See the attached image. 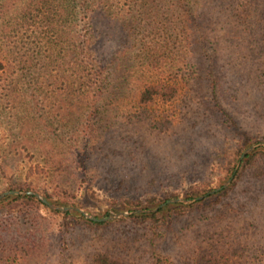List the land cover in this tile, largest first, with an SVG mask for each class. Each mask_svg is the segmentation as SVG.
I'll use <instances>...</instances> for the list:
<instances>
[{
  "label": "trees",
  "instance_id": "1",
  "mask_svg": "<svg viewBox=\"0 0 264 264\" xmlns=\"http://www.w3.org/2000/svg\"><path fill=\"white\" fill-rule=\"evenodd\" d=\"M223 42L235 43L237 55L250 59L247 64H253L254 77L250 70L246 77L254 80L257 87L264 88V0H0V91L6 93L1 101H12L22 88L50 101L49 110L38 118L28 124L21 119L23 125L33 129V137H26L25 143L28 146L41 143L47 149L48 159L52 148L46 143L51 140L47 137L36 140L41 136L35 135V129L55 135L56 129L63 128L59 124L71 118L76 110L82 111L77 117L84 116L87 123L83 130L91 136L86 141L82 138L76 142L82 147L78 154L73 153L74 137L67 140L68 135L61 136L71 148L69 156L53 157L47 166L56 183L55 191L70 201L76 197L72 189L80 179L87 178L93 184L100 177L97 165L91 164L93 155L104 163L112 157L128 163L138 152V142L133 135L136 125L145 122L146 127H140L146 132L164 133L177 119V106L192 111L185 117L191 130L205 124L214 125L221 133L239 135V121L229 108L237 92L235 88L226 87V71L218 64L217 47ZM233 61L228 58L229 67ZM47 93L51 96H46ZM161 105L167 106L158 112L160 114L152 110L153 106ZM98 121L106 123L105 129L119 122L129 127L128 134L122 138L125 148L121 152L115 153L108 145L96 141L89 128ZM182 146L180 158L187 157L186 149L191 143ZM92 148L98 155L90 150ZM240 154L238 148L226 168L227 176ZM258 157L264 158V150L246 156L229 188L209 195V185L191 186L185 198L207 196L190 205H166L154 214L135 215L132 222H148L149 229L156 231L162 224L167 223L169 229L181 217L205 212L210 220L217 218L220 222L223 214L218 207L236 191L238 182ZM203 163L201 161L200 166ZM131 170L118 171L119 176L113 177L108 170L104 181L113 185L117 193L128 190ZM148 180V184L136 188V191L144 189V198L127 200V205L136 208L159 205V199L148 196L147 191L158 189L167 179L153 174ZM34 188L37 189L31 184L11 187L23 191ZM41 192L47 200L52 197L45 188ZM167 195L168 198L179 197L175 192H167ZM8 202L31 212L40 205L31 196L8 197L2 203ZM72 214L78 215L62 213L64 218ZM109 224L88 222L85 225L106 228ZM219 225L213 232H205L202 226L195 228L192 239L198 253L191 264L229 261L231 257L223 248L228 246L231 224L221 222ZM117 233L119 240L130 234ZM167 234L169 232L164 237ZM158 235L151 232L152 239L142 244L147 247L144 252L147 261L162 264L168 261L165 251L178 240L173 237V242H162L158 249L153 243ZM11 240L13 238L9 242ZM40 240L43 243L40 244ZM46 242L37 236L18 240L8 254L3 252L6 258L2 260L23 262L39 254L41 245ZM63 242L66 245L65 237ZM87 261V264H121L108 252H95Z\"/></svg>",
  "mask_w": 264,
  "mask_h": 264
},
{
  "label": "rangeland",
  "instance_id": "2",
  "mask_svg": "<svg viewBox=\"0 0 264 264\" xmlns=\"http://www.w3.org/2000/svg\"><path fill=\"white\" fill-rule=\"evenodd\" d=\"M235 45L232 42H223L218 45L217 58L221 69L226 71L224 79L226 87H231L232 90L235 88L237 92L234 93L229 108L239 121V135L221 133L210 124V127L201 124L191 130L186 125L185 117H189L192 111L183 109V106H177L179 109V113L176 114L177 119L164 133L146 132L140 127L141 125L146 127L145 122L136 125L133 135L138 142V152L128 163L122 162L117 157L107 159L104 163L93 155L91 164L97 165L95 167L100 177L93 184H90L87 178L80 179V182L72 189L76 197L70 201L65 200L55 191L56 183L47 170V166L53 157L69 156L68 150L71 148L67 147L61 136L68 135L67 140L74 137L75 143L82 138L86 141L91 136V134L87 136L83 130L87 123L84 116L81 119L77 117L82 114V111L76 110L71 118L64 122L61 121L63 125H59L63 128L56 129L55 135L48 131L44 134L42 130L35 129V135L41 136L36 140L46 139V137L51 140L46 143L52 148L48 159L47 149L43 148L41 143L31 146L25 143L26 137H33L31 133L33 129L29 125H23L22 120L28 124L34 118H38L40 114L49 110L50 101L43 99V95L39 93L32 94L22 88L14 95L12 101L4 103L1 100L6 93L0 91V195L7 191H19L34 192L45 198L41 192L45 188L48 194L52 195L50 200L45 199L55 208L78 209L96 219L111 218L100 222L110 223L106 228L95 225L89 227L90 225L85 224L96 222L85 218L78 212H70L78 215L72 214V217L64 218L62 213L66 212L51 209L36 198V201L40 203L39 209L31 212L11 202L2 203L8 197L27 196H7L0 200V264H87L89 256L95 252H108L121 264H155L147 261L144 253L147 247L142 244L143 241L152 239L151 232L159 234L158 237L153 238V243L158 249H161L159 245L162 242L170 244L177 237L178 241L174 242L170 250L164 253L168 261L162 264H180L179 262L191 264L192 258L198 253L192 239L195 228L202 226L205 232H213L218 230L221 222L231 224V234L226 242L228 246L223 248L224 251L222 250L231 257L226 264H264V158L256 159L254 165L238 182L236 191L230 194L222 206L218 207V211L223 214L220 222H217V218L210 220L207 212L196 213L179 218L176 224L170 225L171 229L166 228L167 223H165L158 230L153 231L149 229L150 223L138 224L131 220L133 216L140 215L135 213L136 211L154 209L163 204L161 201L168 198L167 192H175L179 197L168 198L166 202L178 199L187 201L195 200L185 198V192L194 185H209L208 189H211L209 193L219 188H229L237 172L241 171L240 163L234 173L242 153L251 146L264 144V88L257 87L254 80L246 77L249 70L251 76L254 77V71H251L254 70L251 69L253 64H247L250 59L244 60L242 56L237 55ZM230 57L234 61L229 67L227 61ZM46 96H51V93H47ZM35 100L39 101L36 103ZM166 106H153L152 110L160 114L158 112ZM109 121H112V118H109ZM198 122L201 123L200 120ZM105 124L98 121L89 129H92L98 143L108 145L109 149L115 153L121 152L125 148L122 138L128 134L129 127L119 122L105 129ZM73 130L78 133H73ZM183 143H191L194 148L188 146L187 157L180 158ZM238 148L241 154L227 176L226 168ZM78 150H82V147L76 143L73 153L78 154ZM256 150H264V147L256 148L249 154ZM95 153L98 155L97 151ZM201 161L204 165L200 166ZM42 168L44 171L39 170ZM124 169H133L128 174L129 189L117 193L113 185H108L104 181V176H107L108 170L111 172V177L119 176L118 171H124ZM153 174H160L162 178L167 179L166 183H163L164 187L158 186V189L151 188L147 191L148 196L154 195L159 199V205L152 207L143 205L138 208L127 205V200L144 198L142 196L144 189L136 191L138 190L136 188L142 187L145 183L148 184V178ZM18 184H31L39 190L35 188L36 191L11 189ZM202 196L204 194L196 199ZM193 203L195 201L176 204L185 206ZM65 204L68 205L65 206ZM126 213L130 215L117 216ZM117 232H130V234L128 238L122 236L119 240ZM167 232L169 234L164 237ZM144 234L145 237H142ZM33 236L47 240L45 245H41L39 254L23 262L2 260L6 258L4 253L8 254L14 248L12 245L15 246L18 240ZM64 237L66 245L63 242ZM11 238L13 240L9 242ZM134 238L139 241H135Z\"/></svg>",
  "mask_w": 264,
  "mask_h": 264
},
{
  "label": "water",
  "instance_id": "3",
  "mask_svg": "<svg viewBox=\"0 0 264 264\" xmlns=\"http://www.w3.org/2000/svg\"><path fill=\"white\" fill-rule=\"evenodd\" d=\"M260 147H264V144H258V145H254V146H251L249 148H247L241 155L237 165H236V168H235V171L234 173L236 172L237 168L239 167V164L241 163V161L244 159V157L249 154L250 152L254 151L256 148H260ZM231 179H232V176H231ZM230 181V180H229ZM228 181V182H229ZM227 185V184H226ZM225 187V186H224ZM221 188L219 189H216L212 192L209 193V195L219 191ZM7 196H31V197H34L38 200L41 201L42 204L48 206L49 208L51 209H56V210H60V211H64V212H78L80 213L82 216H84L85 218L93 221V222H96V223H100V222H104V221H107L108 219H111V218H102V219H96V218H93L91 216H88L87 214H85L84 212L78 210V209H72V208H55L54 206H52L45 198L39 196V194L37 193H34V192H19V191H7V192H4L0 195V200H2L3 198L7 197ZM207 195H204L198 199H195V200H187V201H184V200H170L166 203H163L161 205H159L158 207L154 208V209H150V210H141V211H136L135 213H139V214H153L155 212H157L159 209L161 208H164L166 205L168 204H176V203H191V202H194V201H197V200H201L203 198H205ZM130 215V213H126V214H118L117 216H128Z\"/></svg>",
  "mask_w": 264,
  "mask_h": 264
}]
</instances>
